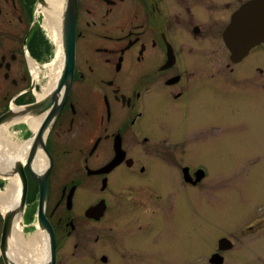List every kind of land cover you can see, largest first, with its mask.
<instances>
[{
  "label": "flooded vegetation",
  "instance_id": "obj_1",
  "mask_svg": "<svg viewBox=\"0 0 264 264\" xmlns=\"http://www.w3.org/2000/svg\"><path fill=\"white\" fill-rule=\"evenodd\" d=\"M56 1L0 0V119L14 114L0 127L42 117L36 132L6 128L22 154L0 142V264H193L174 236L183 223L190 239L209 169L187 151L209 145L212 101L264 96V44L233 61L223 39L253 0ZM259 159L239 166L234 206L206 226L202 264H264Z\"/></svg>",
  "mask_w": 264,
  "mask_h": 264
},
{
  "label": "rangeland",
  "instance_id": "obj_2",
  "mask_svg": "<svg viewBox=\"0 0 264 264\" xmlns=\"http://www.w3.org/2000/svg\"><path fill=\"white\" fill-rule=\"evenodd\" d=\"M209 118L211 122L209 145L202 148L194 147L187 151L189 161L206 165L209 177L202 185L200 194L194 191L190 239L186 238L189 228L186 229L183 223L176 225L174 236L177 245L182 240L191 245L193 264H202L206 226L211 225L213 214L228 213L235 204L238 180L236 173L239 166L253 155L259 156L264 166V96L255 97L241 93L231 100L212 101ZM211 227L216 228L214 222ZM163 239H166L165 234Z\"/></svg>",
  "mask_w": 264,
  "mask_h": 264
},
{
  "label": "water",
  "instance_id": "obj_3",
  "mask_svg": "<svg viewBox=\"0 0 264 264\" xmlns=\"http://www.w3.org/2000/svg\"><path fill=\"white\" fill-rule=\"evenodd\" d=\"M223 39L233 61H239L246 56L252 48L264 44V0H253L244 3L232 15L224 31ZM13 115L12 112L7 113L0 119V123L4 120L11 119ZM21 115L30 116V106L23 108ZM28 164H30V160ZM15 166L18 170L17 174L19 177L18 205L22 213L26 196V181L23 177L22 164L16 163Z\"/></svg>",
  "mask_w": 264,
  "mask_h": 264
},
{
  "label": "bare ground",
  "instance_id": "obj_4",
  "mask_svg": "<svg viewBox=\"0 0 264 264\" xmlns=\"http://www.w3.org/2000/svg\"><path fill=\"white\" fill-rule=\"evenodd\" d=\"M48 3H50V5L52 6L53 9H57V6H58V3L56 0H47ZM45 13V16H46V22L48 23V25L51 27L52 31L55 32V34L57 35V37H59V20L57 18H55V15L53 14L54 12L53 11H44ZM60 63V59L57 60L55 66L57 67V69L59 68L58 65ZM54 79V78H53ZM54 86V80H52L51 84H50V87L49 89H51L52 87ZM48 91V90H47ZM47 91L43 94H39L37 95V98L40 100L42 98H44L47 94ZM41 119L42 117H23V118H15L13 119L12 121H10L8 124H4L0 127V142L2 144H4L5 146H7L8 148H10L14 153L16 152H21V154L23 152H25L28 148V145L27 144H10L6 137H5V131H6V128L8 126H11V125H15V124H19V123H25L28 125V127L33 131V132H36V130L38 129L39 127V124L41 122ZM15 185L18 186L19 188V184L18 182L16 181V179H11V183H10V186L9 188H13ZM14 238L16 239V241L18 242L17 245H18V254L20 255H23L24 257L26 258H30V248L32 247V241H30V237L27 238V239H23L20 235L16 234L14 236ZM33 240V239H31ZM30 261V259H29Z\"/></svg>",
  "mask_w": 264,
  "mask_h": 264
}]
</instances>
